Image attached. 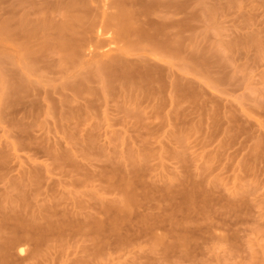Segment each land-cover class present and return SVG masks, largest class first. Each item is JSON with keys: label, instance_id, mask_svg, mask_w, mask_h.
<instances>
[{"label": "rangeland", "instance_id": "rangeland-1", "mask_svg": "<svg viewBox=\"0 0 264 264\" xmlns=\"http://www.w3.org/2000/svg\"><path fill=\"white\" fill-rule=\"evenodd\" d=\"M0 264H264V0H0Z\"/></svg>", "mask_w": 264, "mask_h": 264}]
</instances>
